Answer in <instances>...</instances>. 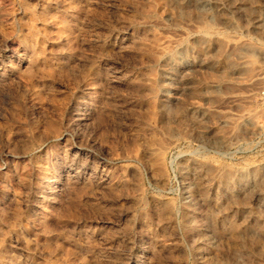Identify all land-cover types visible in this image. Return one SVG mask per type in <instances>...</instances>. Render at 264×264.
Returning <instances> with one entry per match:
<instances>
[{
    "label": "rangeland",
    "instance_id": "1",
    "mask_svg": "<svg viewBox=\"0 0 264 264\" xmlns=\"http://www.w3.org/2000/svg\"><path fill=\"white\" fill-rule=\"evenodd\" d=\"M0 264H264V0H0Z\"/></svg>",
    "mask_w": 264,
    "mask_h": 264
},
{
    "label": "bare ground",
    "instance_id": "2",
    "mask_svg": "<svg viewBox=\"0 0 264 264\" xmlns=\"http://www.w3.org/2000/svg\"><path fill=\"white\" fill-rule=\"evenodd\" d=\"M201 1L205 2V0H201ZM145 158H146V157H145Z\"/></svg>",
    "mask_w": 264,
    "mask_h": 264
}]
</instances>
